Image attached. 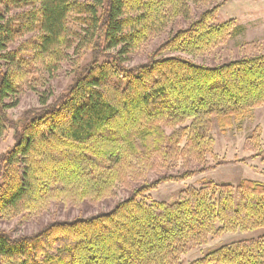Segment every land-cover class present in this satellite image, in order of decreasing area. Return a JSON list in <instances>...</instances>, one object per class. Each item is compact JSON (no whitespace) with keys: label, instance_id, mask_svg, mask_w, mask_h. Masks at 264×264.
<instances>
[{"label":"trees","instance_id":"1","mask_svg":"<svg viewBox=\"0 0 264 264\" xmlns=\"http://www.w3.org/2000/svg\"><path fill=\"white\" fill-rule=\"evenodd\" d=\"M197 1L9 0L4 11L0 6V135L12 128L14 138L13 146L0 154V217L41 206L56 189L79 197L103 194L122 177L126 151L150 155L163 148L168 153L169 147L176 153L184 138L203 158L211 151L207 132L213 116L236 117L264 104V55L209 66L162 54L193 55L220 42L228 27L209 21L223 1L171 33L145 62L125 64L127 54L169 20L189 18V3ZM10 6L30 8L5 18L2 12ZM75 11L85 27L73 46L68 23ZM29 33L32 38L9 49ZM83 47L92 49L93 58L76 69L54 102L42 96L40 107L28 109L18 121L8 118L30 64L52 71L68 57L67 50ZM187 118H192L188 130L165 134L162 125ZM258 138L256 129L247 142L248 149L257 147L256 156L264 152ZM95 160L113 165L103 169ZM203 170L160 175L133 187L109 210L55 219L30 234L12 236L0 229V264H183L181 255L209 236L257 230L262 233L256 238L224 244L190 264H264L262 184L190 185L169 203L147 194Z\"/></svg>","mask_w":264,"mask_h":264},{"label":"rangeland","instance_id":"2","mask_svg":"<svg viewBox=\"0 0 264 264\" xmlns=\"http://www.w3.org/2000/svg\"><path fill=\"white\" fill-rule=\"evenodd\" d=\"M0 1V6L4 11L7 9L6 5L9 0ZM219 3L221 4L209 23L216 27L226 24L228 27L227 33L220 42L212 48L199 50L193 55L169 50L163 51L162 54H180L196 63L209 66L243 55H264V0H198L196 3H189V18L185 19L179 15L169 20L161 31L150 36L139 48L127 54L125 64L132 66L145 62L149 54L171 33L188 26L199 17L201 12ZM29 8L30 6L17 8L10 6L8 12L2 13L5 18H14L16 13ZM80 15L75 11L69 17L68 26L70 38L74 41L73 46L84 33L85 24ZM33 34L29 33L17 39L9 46V49L17 48L21 42L32 38ZM66 52L68 57L52 71H48L38 63L30 64L29 71L23 74L19 81L16 94L17 104L7 109V116L10 120L18 121L28 109L40 107L42 96L48 99V103L54 102L71 84L76 69L93 58L92 49L89 47H83L78 52L73 49ZM191 123L192 118H187L176 125H161L165 134L169 135L178 128L188 130ZM256 129L259 132L258 145L264 148V104L254 106L243 115L236 117L217 118L213 116L207 132L212 140L211 151L205 153L203 158L197 157L194 151L186 146L187 142L184 138L180 141L179 150L176 153L170 152L169 147L167 148L168 153L163 148L150 155L126 151L127 155H124L123 159L125 171L122 177L104 190L103 194L79 197V193L76 194L68 189H56L51 191L41 206L32 210H23L10 217H0V229L9 232L12 236L30 234L55 219H71L80 215L87 216L98 211L109 210L118 200L125 198L133 187L144 181H150L160 175L174 174L199 167H203L204 170L184 180L164 182L150 190L147 193L148 196L152 200L169 203L178 197L181 189L190 185L201 187L208 182L236 186L246 180L258 182L264 186V158H262L264 152L256 156L257 147L253 150L248 149L247 143ZM13 144V129L7 128L0 135V154L6 152ZM88 161L87 158L84 164ZM97 161H100L99 165L103 169L113 165L109 161L95 160ZM261 233L262 230L235 231L225 232L220 236H209L206 243L182 254L180 258L183 264H190L219 246L236 240H250Z\"/></svg>","mask_w":264,"mask_h":264}]
</instances>
